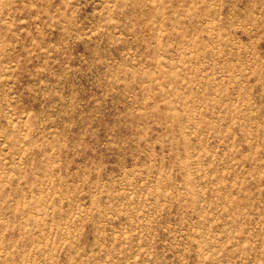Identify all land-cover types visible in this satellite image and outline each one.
I'll return each mask as SVG.
<instances>
[{
  "label": "rangeland",
  "instance_id": "1",
  "mask_svg": "<svg viewBox=\"0 0 264 264\" xmlns=\"http://www.w3.org/2000/svg\"><path fill=\"white\" fill-rule=\"evenodd\" d=\"M0 264H264V0H0Z\"/></svg>",
  "mask_w": 264,
  "mask_h": 264
}]
</instances>
